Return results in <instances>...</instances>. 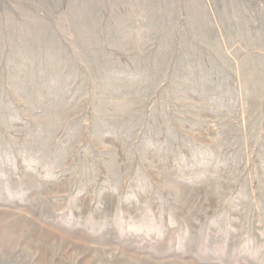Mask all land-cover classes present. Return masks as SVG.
I'll list each match as a JSON object with an SVG mask.
<instances>
[{"label":"rangeland","instance_id":"rangeland-1","mask_svg":"<svg viewBox=\"0 0 264 264\" xmlns=\"http://www.w3.org/2000/svg\"><path fill=\"white\" fill-rule=\"evenodd\" d=\"M0 264H264V0H0Z\"/></svg>","mask_w":264,"mask_h":264}]
</instances>
